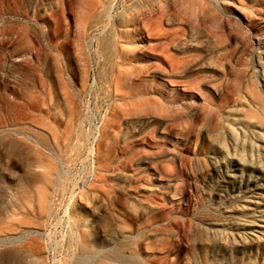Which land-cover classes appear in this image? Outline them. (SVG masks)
I'll use <instances>...</instances> for the list:
<instances>
[{"label":"rangeland","instance_id":"374dc122","mask_svg":"<svg viewBox=\"0 0 264 264\" xmlns=\"http://www.w3.org/2000/svg\"><path fill=\"white\" fill-rule=\"evenodd\" d=\"M132 1L0 0V264H264V0Z\"/></svg>","mask_w":264,"mask_h":264},{"label":"bare ground","instance_id":"6f19581e","mask_svg":"<svg viewBox=\"0 0 264 264\" xmlns=\"http://www.w3.org/2000/svg\"><path fill=\"white\" fill-rule=\"evenodd\" d=\"M111 1L112 2L110 3V5H113L115 0H111ZM146 1H153V0L132 1L131 9L134 10L135 8H137L139 3H145ZM124 23L125 22L123 23L121 22L118 24L120 27H123V28H121L120 30L109 32L104 39V44H103L104 50H105L104 53L106 54L107 59H111L114 56H116L117 59L121 60L122 62L126 60V55L128 54L127 51H128V46H129L128 45L129 42H127V40L130 38V35L128 34L129 30L128 29L126 30ZM159 29H160V23H155L153 30H159ZM122 41L125 42L124 45L122 43L121 45L119 44L120 46H119V49L117 50V43L122 42ZM130 49L132 50V48H129V50ZM131 52L132 51H130L129 54ZM177 62H179V60H177ZM177 62L175 60V63L174 62L173 63L177 64ZM119 78L118 79L116 78L115 80L120 81L122 79V78L121 79ZM117 88L118 89L116 90H119V87ZM171 155L173 154L168 152L156 158H166L168 156L171 157ZM236 179H237V175L235 173L231 172V173L226 174L225 179L223 181V183L225 184L224 187L234 185L236 182ZM233 189L234 190L232 191V194H234L233 195L234 199L240 202L239 206L235 208L233 211L242 212V218H240L236 224L239 227V229L242 230V233H241L242 243L249 244V243H254V242L263 240L264 239V185L259 184V183H253L243 189H240V188L238 189L233 188ZM233 211L231 213H234Z\"/></svg>","mask_w":264,"mask_h":264}]
</instances>
